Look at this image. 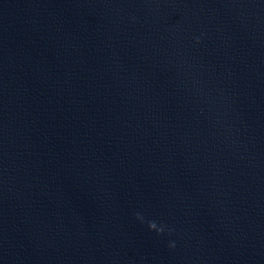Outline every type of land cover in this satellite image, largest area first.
<instances>
[{"label": "water", "instance_id": "obj_1", "mask_svg": "<svg viewBox=\"0 0 264 264\" xmlns=\"http://www.w3.org/2000/svg\"><path fill=\"white\" fill-rule=\"evenodd\" d=\"M0 264H264V0H0Z\"/></svg>", "mask_w": 264, "mask_h": 264}, {"label": "clouds", "instance_id": "obj_2", "mask_svg": "<svg viewBox=\"0 0 264 264\" xmlns=\"http://www.w3.org/2000/svg\"><path fill=\"white\" fill-rule=\"evenodd\" d=\"M149 227L152 228V229H155L156 228V224L154 222H150L149 223ZM163 229H160L159 231H162Z\"/></svg>", "mask_w": 264, "mask_h": 264}]
</instances>
